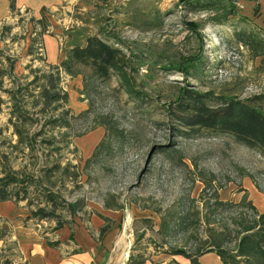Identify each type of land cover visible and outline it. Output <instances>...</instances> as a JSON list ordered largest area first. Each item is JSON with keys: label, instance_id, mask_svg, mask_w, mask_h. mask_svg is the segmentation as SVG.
Wrapping results in <instances>:
<instances>
[{"label": "rangeland", "instance_id": "1", "mask_svg": "<svg viewBox=\"0 0 264 264\" xmlns=\"http://www.w3.org/2000/svg\"><path fill=\"white\" fill-rule=\"evenodd\" d=\"M70 7L66 26L47 34L58 41L59 59L98 35L127 54L143 97L127 93L117 77L105 80L87 67H78L76 76L63 72L68 102L40 116L28 113L29 149L8 122L11 106L33 102L31 69L49 63L39 44L0 49V174L11 167L35 184L28 191L32 205L13 201L16 207L27 219L39 205L55 208V216L32 220L41 233L54 238L56 226L66 223L73 233L65 250H80L76 238L87 232L119 263L169 256L186 264L189 259L171 252L196 256L223 233L233 247L235 240L227 238L235 234L234 219L252 213L250 202L264 213V154L225 133L188 131L169 110L188 90L264 96L263 58L238 38L240 32L264 37L257 1L72 0ZM26 51L36 60L29 62ZM8 56L17 61L14 71ZM104 115L115 120L118 134L97 125ZM5 221L0 219V264H12L17 245ZM209 254L203 261L215 264V253Z\"/></svg>", "mask_w": 264, "mask_h": 264}, {"label": "trees", "instance_id": "2", "mask_svg": "<svg viewBox=\"0 0 264 264\" xmlns=\"http://www.w3.org/2000/svg\"><path fill=\"white\" fill-rule=\"evenodd\" d=\"M10 1L13 7L15 0ZM209 3H213V1ZM238 38L242 44L251 50L255 57L262 56L264 62V37H259L254 33L240 32ZM7 60L10 61V70L14 71L16 60L10 56ZM78 67L90 68L95 75L105 80L117 77L127 93L136 99H142L143 97V94L135 87L133 70L129 57L124 50L110 44L98 35L88 36L84 45L71 47L58 64L49 63L47 69L32 68V64L27 65V68H32L33 73L29 83L35 85L37 91L32 94L34 97L33 102L28 103L22 100L23 102L19 106H11V115L8 119V122L13 126L14 133L19 137L18 142L20 145L23 144L31 149V145L24 138V127L28 125V113L30 111L40 116L44 113L45 108L51 105L56 106L62 101L68 102V93L62 89L60 84L62 73L65 72L72 76L79 75L81 72ZM1 88L2 82L0 80ZM6 91L12 93L11 90ZM37 107L40 108L36 110ZM55 109H57V106ZM83 112H87V110ZM169 112L188 131L203 128L225 133L232 136L237 142L264 154V96L239 99L237 97L218 96L212 92L199 93L188 90L175 102V108H172ZM102 118L103 120L97 125L104 126L107 133H119L114 119H108L107 115ZM56 121L57 119H52L51 123ZM105 137L107 136L101 139L89 159L99 153L105 143ZM20 145L16 144L15 147L19 148ZM54 165L60 167L59 164ZM31 177L34 179V176ZM33 185H35L34 182L19 177V172L9 167L8 170L0 174V202L14 201L17 203L27 201L28 206H31L32 202L29 201L28 191ZM53 196V194H50L48 201H51ZM248 205L251 206L252 213L235 218V234L227 238L229 241L233 237L235 240L233 247H228L225 244V233H223L222 238H215L209 244V249L199 250L196 256H192L181 249L174 250L171 253L184 255L190 260L189 264H201L198 258L209 252L216 253L223 264H264V213H259L251 202ZM55 215V208L48 211L45 206L39 205L36 209H31L28 218L43 220ZM64 225L66 223H60L56 226V229ZM50 245L55 246L57 243L50 242ZM5 264H9V262Z\"/></svg>", "mask_w": 264, "mask_h": 264}, {"label": "crops", "instance_id": "3", "mask_svg": "<svg viewBox=\"0 0 264 264\" xmlns=\"http://www.w3.org/2000/svg\"><path fill=\"white\" fill-rule=\"evenodd\" d=\"M71 1L15 0L12 7L10 0H0V49L6 47L9 52H14L17 45L24 46L28 43L29 47H34L39 44L42 46L39 49L43 50L48 63H59L61 59H59L58 41L47 34L51 29L56 30L66 26ZM255 1L259 4V12L264 20V0ZM45 22H48L47 30L44 27ZM39 34L41 35L40 43L35 37ZM23 56L29 59V62L30 59L36 60L27 51ZM80 109H84L81 103ZM26 217L13 201L0 202V219L5 218V224L9 227L11 236L17 245V254L12 264H167L172 260L173 262L168 264H180L178 258H169V256L166 258L151 256L139 262L126 260L125 257L120 263L115 262L117 256L111 251H106L104 246L98 247L87 232H83L80 238H76L80 250L69 252L63 248V245L66 243L67 236H72L73 228H67L66 224L55 230L56 234L53 238L52 235L41 233L36 228L38 225L32 222L33 218L27 219ZM57 237L60 239L58 240ZM50 242L57 243V245H50ZM209 253L201 255L198 261L201 264H207L203 261V256L211 255ZM213 257L217 260L215 264H223L216 253Z\"/></svg>", "mask_w": 264, "mask_h": 264}]
</instances>
